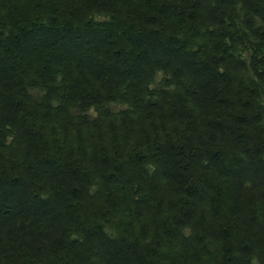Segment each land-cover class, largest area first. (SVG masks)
Here are the masks:
<instances>
[{
	"label": "trees",
	"instance_id": "1",
	"mask_svg": "<svg viewBox=\"0 0 264 264\" xmlns=\"http://www.w3.org/2000/svg\"><path fill=\"white\" fill-rule=\"evenodd\" d=\"M0 264H264V0H0Z\"/></svg>",
	"mask_w": 264,
	"mask_h": 264
}]
</instances>
